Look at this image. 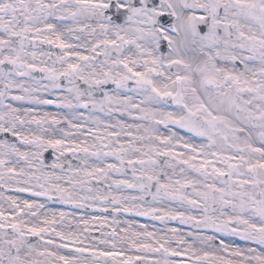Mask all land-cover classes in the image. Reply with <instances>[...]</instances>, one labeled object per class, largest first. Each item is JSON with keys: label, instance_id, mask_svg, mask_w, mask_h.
<instances>
[{"label": "snow or ice", "instance_id": "obj_1", "mask_svg": "<svg viewBox=\"0 0 264 264\" xmlns=\"http://www.w3.org/2000/svg\"><path fill=\"white\" fill-rule=\"evenodd\" d=\"M0 264H264V0H0Z\"/></svg>", "mask_w": 264, "mask_h": 264}]
</instances>
